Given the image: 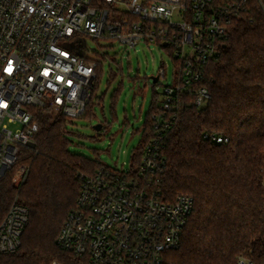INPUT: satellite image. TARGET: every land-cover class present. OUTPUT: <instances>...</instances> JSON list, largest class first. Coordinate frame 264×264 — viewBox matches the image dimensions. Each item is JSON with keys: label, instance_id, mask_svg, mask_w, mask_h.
Masks as SVG:
<instances>
[{"label": "built area", "instance_id": "1", "mask_svg": "<svg viewBox=\"0 0 264 264\" xmlns=\"http://www.w3.org/2000/svg\"><path fill=\"white\" fill-rule=\"evenodd\" d=\"M251 2L0 0V177L18 163L20 148L34 142L39 124L33 109L49 108L69 121L85 113L101 60L82 53L81 38L134 51L142 43L158 46L175 63L174 81L165 86L152 116L155 135L139 167L124 172L103 166L96 174H80L76 207L58 238L79 264H162L166 252L180 247L194 200L170 199L161 188L162 141L180 95L194 97L197 107L210 100L208 87L201 85L206 65L220 56L231 24L249 14ZM159 74L166 78L164 68ZM205 138L228 141L215 133ZM28 172L18 168L13 182H24ZM28 223V209L14 205L0 226V253L20 249Z\"/></svg>", "mask_w": 264, "mask_h": 264}, {"label": "trees", "instance_id": "2", "mask_svg": "<svg viewBox=\"0 0 264 264\" xmlns=\"http://www.w3.org/2000/svg\"><path fill=\"white\" fill-rule=\"evenodd\" d=\"M118 73L112 72L111 79ZM102 74L99 63L90 103L80 118L94 117L93 96ZM201 85L208 87L210 100L197 107L194 97L180 95L172 111L175 120L162 141L161 188L170 199L187 195L194 200L180 247L166 252L162 264H264V0H252L249 14L231 24L229 38L220 56L206 65ZM159 103L154 89L139 131L142 141L133 154L134 169L155 135L152 116ZM33 112L39 124L36 148L21 147L18 163L0 177V226L16 204L28 209L29 223L20 249L0 253V264H79L60 248L58 238L76 207L80 174L93 175L107 165L71 151L74 131L63 114L49 108ZM214 133L228 141L205 138ZM23 166L29 172L16 185L13 175Z\"/></svg>", "mask_w": 264, "mask_h": 264}, {"label": "rangeland", "instance_id": "3", "mask_svg": "<svg viewBox=\"0 0 264 264\" xmlns=\"http://www.w3.org/2000/svg\"><path fill=\"white\" fill-rule=\"evenodd\" d=\"M81 43L87 58L101 60L103 74L93 96L94 117L69 121V128L74 131L71 151L127 172L142 141L139 131L145 125L154 89L161 100L165 86L174 81L175 63L167 51L145 43L135 51L89 37L81 38ZM104 55L106 61L102 59ZM161 68L166 72L163 80L159 74ZM112 72H119L116 79H111ZM100 98L103 101L97 104Z\"/></svg>", "mask_w": 264, "mask_h": 264}, {"label": "water", "instance_id": "4", "mask_svg": "<svg viewBox=\"0 0 264 264\" xmlns=\"http://www.w3.org/2000/svg\"><path fill=\"white\" fill-rule=\"evenodd\" d=\"M155 82H157V78H155ZM97 129L99 130L100 127H97ZM29 147H30L31 149H35V148H36V144H35V142H31V143H29Z\"/></svg>", "mask_w": 264, "mask_h": 264}]
</instances>
